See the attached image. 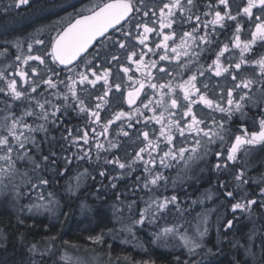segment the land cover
<instances>
[{"label":"snow or ice","instance_id":"obj_1","mask_svg":"<svg viewBox=\"0 0 264 264\" xmlns=\"http://www.w3.org/2000/svg\"><path fill=\"white\" fill-rule=\"evenodd\" d=\"M32 0H14V7L19 8L24 5H31ZM222 6V10H221ZM147 7L145 0H109L102 5H97L95 9H89V14L81 15L75 19L74 22H69L60 32L57 33L54 39L49 43L51 51H44L40 53L37 51L33 54V45L28 44V55L21 58L16 56L17 61H21L22 65L27 66L17 67L10 75H5L4 71H0V81L4 82V86L0 87V94L4 97V108L7 114L0 120V185H3L4 178H11L16 173V162L30 161L33 165V171L41 167V163H37L35 157L29 155L32 145L39 151V143L35 138L37 132H47L46 125L53 126L63 125V120L68 116V109L72 108L78 113H86L89 120L88 123L94 125L91 129H77V135L73 136L72 130L67 129V137L71 144L77 146L78 152L75 153L76 160L91 161L92 147L95 148L96 161L103 159L105 165L111 166V171L116 172L112 175L107 172L110 179V188L117 189V182L131 176L132 172L136 171L137 166L142 169L143 175H137L129 192L131 195H136L137 191L150 193L147 200L141 198L143 207L138 210V219L133 221V225L144 226L145 223L152 225L156 224L158 220L165 219L173 209L182 212L181 204L176 194L156 195L155 191L161 188L167 191L169 184V177L164 175L165 169L173 166V162L183 161L185 167H188L190 162L199 161L207 155L209 151L208 145L214 144L217 140H224L225 120L231 121L233 116L237 113L241 117L246 115L245 108L252 102L253 90L264 91V57L255 61H249L245 58V54L251 51L252 46L257 40L264 41V0H246L245 6L237 11L234 15L232 8L229 5V0H215L214 3L206 5L210 11L203 13L204 16H211L210 20H202L201 15L193 12L194 8H198L197 0H161L160 5L156 7ZM158 9V11H157ZM254 10L259 14L255 15V30L251 31V39L241 41L240 32L242 24L238 17L243 15L251 20L254 16ZM149 13L157 17L153 23H158L159 28L150 27L143 17H148ZM141 15V19L137 16ZM234 21L235 31L231 38V48L228 43H224L222 47L218 46L215 53V59L211 64L204 68L203 66L197 68L195 72L188 76L186 80L173 82L174 76L165 67L157 68L159 61L171 62L175 60L181 70L188 69L189 65L194 61H198L204 49L201 45H211L213 40L208 31L211 26L212 33H215L217 26L220 29L226 27V22ZM183 23H191L190 31H183L179 37V43H176L177 32L173 29L174 25ZM203 25V34L201 33L200 25ZM120 25V28L117 26ZM128 26V31H125V26ZM117 30L121 32L119 39H113L112 36L107 35L110 30ZM137 35H133V31ZM165 29L171 31L165 33ZM155 32L157 37H161L158 43H155V48H148V52L153 55L157 54V50L161 51L159 61L149 60L144 61L146 52L141 50L137 53L135 50H129L128 45L131 40H138L140 45H146L148 34ZM111 41L119 49H123L127 54V59L136 65V71L141 73V79L133 81L131 90L127 92V104L131 107L135 105L137 100H140V106L135 107L130 111H117L112 114L111 119L101 122V111L109 103V94L113 89L117 92L121 89L120 83L110 81L112 71L108 67L100 69L98 65H93V61L85 56L89 53V49L96 44L101 38ZM172 41V45H169ZM36 45H44V40L35 39ZM102 46V45H101ZM20 48V44H16ZM199 49V51H197ZM233 49L239 50V58L235 61L226 53H231ZM174 55H169V53ZM96 52V56H99ZM139 56V59H133ZM83 57V59H81ZM95 59V56L93 57ZM187 58L181 64L180 61ZM58 64L67 69L68 72L74 73L73 76H68V83L65 84L66 91L61 93L59 90L51 92L50 95L57 100H62V104L53 103L45 92L51 89H58V84L64 83L63 80L54 79L58 77V72L51 67L48 61ZM112 61L119 63V57L113 55ZM80 64L85 66V71L76 72L75 69ZM30 62H36L30 66ZM255 64L259 68L257 76H245V66ZM8 67H11L9 65ZM152 69H157L158 73H163L161 77H172L165 82H153L155 77L152 75ZM122 71L127 74L130 71L129 67H122ZM205 72L208 73L206 79L211 80L213 77H222L225 80H230L231 87L221 89L220 92H215L214 87L210 88L208 83L199 82L198 76L204 77ZM91 77V78H90ZM133 80L132 76L128 77ZM19 81V84H18ZM104 91L97 95V101L92 107L86 104L85 99L81 98L78 91V86L88 85L95 88L97 83H101ZM41 86H44L41 90ZM150 90V94L144 92L145 87ZM179 90V95L177 94ZM83 91H87L86 88ZM144 93V99H140L141 94ZM211 93V95L209 94ZM71 98V103L69 100ZM182 100L183 103H179ZM21 102L27 104L22 111L17 114L12 110L13 104ZM199 105L200 107H195ZM260 107L259 131L249 133L247 128L243 129L242 134L234 135L230 143L227 153L217 152V163L213 168L217 172L225 171L229 168V162L235 164L238 156L246 146H262L264 147V104L257 105ZM195 108V110H194ZM51 109V110H50ZM142 109L151 112L152 115L145 116ZM208 110V111H205ZM212 113L224 114L223 118L217 120ZM143 118L141 121L140 118ZM211 117L210 122L208 118ZM28 118H33V123L28 122ZM42 121V123H35V121ZM135 120L137 124L143 122L144 128L138 130L137 139L141 140L142 146L138 148L135 155L131 159L124 160L119 155H113L111 159L101 157V153H114L115 150L121 147L119 139H108L109 129L112 124L117 121L122 123L118 125L116 136L128 137L129 132L125 131L126 127L131 129L134 127L132 121ZM35 125V126H34ZM96 125L99 126L100 131H97ZM158 125L159 127H154ZM146 129V130H145ZM89 131L92 133L90 137ZM151 132V136H150ZM105 137L102 142L100 137ZM92 141V147L84 149V145H89ZM82 142V144H81ZM203 149V152H201ZM188 153L186 156L185 154ZM223 157V159H221ZM62 160L63 165H58V161ZM41 162L46 164L51 170L56 171V174L63 176L64 172L70 171L67 165L72 164L73 160L70 156H57L56 152L49 151L48 155L41 156ZM63 171H60V168ZM98 176L101 177V187H106L103 184V178L106 176V170H99ZM25 175H27L25 173ZM90 177L96 180L87 169L79 173L75 178L77 180L76 188L69 187L67 191L70 194H75L79 188V181L81 177ZM232 178L236 181V188H243L248 184L247 172L244 169L235 171ZM37 183H33L31 178L27 183L31 185L33 190H37L35 202L28 205V211L36 213L51 210L58 201L54 199V194L48 192L44 194V189L49 185V180L44 176L37 177ZM175 181L172 184L175 185ZM257 183L261 184L259 192L252 198H249L247 193L240 196L234 195L233 190H229L228 185L221 180L220 188L223 190V196L226 199L234 201L231 203V212L233 214L231 219L226 218L223 221V230L228 233L234 227V220L237 219L235 214L239 211L247 213L249 218L254 214V207L264 211V177H261ZM6 187V185H5ZM99 191V190H98ZM103 195V193H101ZM22 193L19 190L15 192V198H21ZM195 203V201H193ZM121 205L126 207L129 211L136 206V201L131 200L125 202L120 200L117 196V202L111 207L113 215L119 220L122 212ZM103 223L105 214L98 212ZM18 224L23 225L24 220L18 219ZM203 230L197 226L196 232L198 239H193L186 233H180L179 226L170 225L161 227L157 233H154V238L160 240L169 236L177 237L182 246L185 247L189 253L202 247L203 239L208 232L206 226V219L202 221ZM99 226V225H98ZM107 227V225H105ZM127 231L131 232L132 228L127 227ZM219 232V229L217 230ZM112 229L108 230V235H111ZM105 232L101 231L95 236H90L89 239L95 244H104ZM23 240V234H21ZM252 236L249 237L251 241ZM0 240H7V234L3 228H0ZM67 243V242H65ZM238 242H234L235 244ZM264 245V239L261 240ZM30 253H39L44 255L36 244H31L28 248ZM211 253V249L207 250ZM177 264H188V262L181 261L176 257ZM144 264H148L147 261Z\"/></svg>","mask_w":264,"mask_h":264},{"label":"bare ground","instance_id":"obj_2","mask_svg":"<svg viewBox=\"0 0 264 264\" xmlns=\"http://www.w3.org/2000/svg\"><path fill=\"white\" fill-rule=\"evenodd\" d=\"M166 2V1H165ZM161 3V2H160ZM104 3H99L98 5H102ZM145 5L147 7L144 8V10H148V7H156L157 5H160L158 2L154 1V0H145ZM240 6H236L233 8L232 12L233 14L235 15L237 11H240L241 8H239ZM158 11V9H157ZM206 11H209L208 9ZM204 11V12H206ZM193 12L195 14H198V15H201V19L202 20H210L212 17L211 16H204L203 15V11L200 12V11H196V10H193ZM12 14V20L9 24H8V32L11 33V38L13 41H15L16 43H18L19 41L21 40H24V41H27L26 40V35L25 36H21L19 33H17L16 29L14 26H17V29H20L22 26L23 27H31L32 26V21L29 19V16H28V10H27V7L25 8H14L12 11L10 12H7L4 14V20L7 19V17H9V15ZM259 14L256 10H254V16L251 20H249L247 17L241 15L238 17V20L239 22L242 24V30L240 32V38H241V41H247L249 39H251V31H254L255 30V27H254V24H255V15ZM156 16H153L151 13H149V16L148 17H143V20L146 21L148 23L149 26L153 27H157L159 25H155L153 23L154 21V18ZM137 19H141V15H138L137 16ZM262 20H264V16L261 17ZM68 21H73L72 18H69ZM228 23H232L231 26H230V31L231 33H234L235 31V24L236 22L234 21H228ZM154 24V25H153ZM188 23H183V25L181 26L178 22L177 25H174L173 26V29L177 32V36H176V43H179V37H180V34L183 32V31H190L191 29H186ZM191 27H192V24L190 23ZM12 27V28H11ZM211 26H209L210 28ZM120 28V27H119ZM200 28H201V33H203V25L201 24L200 25ZM117 30H114L112 32H110L109 36H111V34L115 33ZM171 30L167 29V32H169ZM200 33V34H201ZM227 37V34L225 36V41L224 43H227L229 44V47L231 48V38H228ZM6 39V38H4ZM161 37H157L155 39V41L158 43L160 41ZM224 39V37H213L212 40H213V43L211 45H205V46H202V48L204 49V51L201 53L198 61H194L192 64H195L197 62H200L201 58L210 50H213V51H217L218 50V46H220V42L221 40ZM260 42V40H257L256 43L253 45H257L258 43ZM28 44H30L31 42L27 41ZM98 43L100 44H112L111 41L109 40H105V38L101 37L94 46H96ZM169 45L171 46L172 45V41H169ZM252 46V47H253ZM28 51V50H26ZM37 51H39L40 53H43L44 51H51V48L49 46H47V44L44 42V45H38L37 47ZM197 51H199V49H197ZM23 53H18L19 56H21V58L23 59V57H25V55H28V53L24 52V51H21ZM90 52V50H89ZM35 53V52H34ZM252 49L251 51H249L248 53L245 54V58L249 61H255V60H258L260 59L261 57H264V54H255L254 56H252ZM88 53H85L84 55L87 56L88 59L94 61V56H88L87 55ZM226 56H231V58H233L235 60H237L239 58V50L238 49H233L231 53H226L225 54ZM99 57V56H95V59ZM83 59V57L81 58ZM14 61L13 58H10V59H6L5 62H2L0 61V71H4L5 72V75H10L9 74V71L10 70V67H8L9 65H11V62ZM100 61H98L99 63ZM49 65L53 68H55V65H57L59 68H62L64 69L63 66L61 65H58V64H54L53 62H51L50 60L48 61ZM77 64L79 65L78 67H76L75 71L76 72H80V71H85V66L83 64H80L79 61H77ZM182 64V63H181ZM114 66L118 65L120 67H124L125 66V63L121 62V63H117V62H114L113 63ZM179 69V65L177 66V71ZM245 69L247 70H250V73H247V72H244V75L245 76H249V77H254V76H257L258 73H259V68L257 65H255L254 63L253 64H250V65H247L245 66ZM66 72H67V75H66V78L68 76H73L74 73H71V72H68L67 69H65ZM27 71V70H26ZM208 76V73L205 72V76L204 77H201L199 78L200 82H205V83H208V85H210L211 82H208V79H206ZM60 78H62L63 76H59ZM116 78V76H111L110 77V81L113 82V78ZM119 77V76H118ZM117 77V78H118ZM58 77H54V79H56ZM66 78H63L61 80L64 81V83H60L58 84V89H51L50 91L46 92L45 95L48 96L49 99H51L53 101V103H56V104H62V100H57L55 97L51 96L50 93L51 91L52 92H55L57 90H59L61 93L65 92L66 91V88L65 90H60L59 88H62V87H65V84L68 83L69 81L68 80H65ZM118 79L115 80L114 83H120L122 84L121 82L117 81ZM177 81L179 80V77H177L176 79ZM18 84H19V81H18ZM4 86V82L3 81H0V87ZM198 86H200V83L198 82ZM213 86V84H212ZM212 86L210 88H212ZM130 86H128L129 88ZM228 87H231V84H228L227 82H225L224 80H221L218 82L217 84V88L218 91L220 92L221 89H226ZM79 88V87H78ZM121 88H122V85H121ZM128 88H124L123 92L121 93L120 91L117 92L115 89H113L112 91V94L114 92H117V95L116 96V102L113 103L112 100H110L109 98V103L104 107L103 111H101L100 114H102L104 116V118L102 119V122L106 121L107 119H111L112 118V114L114 112H117V111H130L132 110L133 108H129L127 106V101H126V97H127V90ZM42 90V89H41ZM217 91V92H218ZM147 93L150 94V91H148ZM98 94H102V91H98ZM177 94L179 95V92H177ZM210 94V93H209ZM252 97H253V100L252 102H250L247 106H249L251 109H253L255 106H256V103L257 102H262L264 103V91H257V90H253V93H252ZM140 99H144V93L141 95ZM71 101V99L69 100V102ZM178 101H182V100H178ZM86 104L89 105V107H92L95 102L94 101H91L90 99H86L85 100ZM18 102H16L15 104H17ZM14 104V105H15ZM20 104V103H18ZM17 104V105H18ZM12 106V110L15 111V106ZM20 106H23V105H20ZM140 106V100L138 102V104L135 106V107H139ZM134 107V108H135ZM71 108L68 109V114L71 112L70 111ZM142 111H144V114L145 116H149L151 115L150 112H148L147 110H144L142 109ZM7 114V110L4 108V98L2 96H0V119L3 120V117ZM222 115V114H221ZM84 118V119H83ZM217 120H220L223 118V116L217 118L215 117ZM82 119L88 123V116L86 113H80L78 115H73V114H69L66 118V121L68 123H71V124H76L78 125V129H90L89 125H86V126H83L81 128L82 124L81 121ZM210 119L211 118H208L209 122H210ZM30 120L33 121V118H30ZM65 120V119H64ZM116 123H122L121 121H117ZM116 123L112 124L110 128H112ZM133 125L136 124V121L133 120L132 121ZM126 125V124H125ZM141 125H143V123H141L139 125V127L137 129H128L129 130V136L130 135H133L134 132H138V130L140 129H143L141 127ZM52 125H48L46 128H47V133L42 136L40 139H38L37 137V133H35V138L37 140V142L39 143V151L36 150L35 147H33L32 145H29L28 147L31 148V152L29 153V155H32L35 157V160L37 163H41V167L38 168V169H35V172L33 171V168H34V165L30 162V161H23L24 165L27 166L26 167H22V168H26L27 171H24V170H20L19 173H21L22 177L26 178L25 180L27 181L29 178L34 179L35 176L33 175H39V171L41 170L42 167L46 166L47 168V165L42 163L41 162V156L42 155H48L49 151H54L56 152L57 156H70L72 158L73 161H78L76 160L75 158V153L78 152V149H77V146L74 145V144H71L70 143V140L67 139L68 143L70 144L69 147L67 146H63L61 144V142H59L58 140V135L53 131V129L51 128ZM94 125H92L93 127ZM97 128V131H100V128L98 125L95 126ZM127 127L125 126V129ZM233 128H239V124L237 122H235L234 120H231L230 122L225 120V133L224 135L228 134V132L230 130H233ZM112 131V129H109ZM146 130V129H145ZM118 131V129H115V133ZM259 131V129H258ZM237 133V130L236 132H234L231 136L229 137H225L224 136V140L223 141H220V140H217L214 144H211V145H208V149L209 151L207 152V155L204 156L203 159L199 160V161H193V162H190L189 166L188 167H185L184 165V162L183 161H174L173 162V166L169 169H165L163 170L164 171V175L169 177V184H168V187H167V191H164L163 188H161L159 191H155V194L156 195H160L161 192L165 193V192H168L170 190L174 191V193L180 191V195H185L187 196L188 198L183 200V201H186L188 203L189 206H191V209H195L197 208L198 206L200 207V204L203 203L202 207H200V210H198L199 212H202V213H208V215L210 216V219L209 218H206L207 219V223H208V236L205 238L204 242L207 241V239H209V241H213V235H216L217 236V242L220 244L221 243V247L225 248L223 245V242L222 239H220L218 236H220V234H223L224 230H223V221L228 218V219H231V216L233 215L231 211H228L227 209H230L231 210V203H233L234 201L230 200V199H226L224 196H223V190L220 188V186L217 184L218 183V180H221L220 178H223L224 176L227 178H223L224 179V182L228 185L229 187V190H233L235 189L234 191V195L237 196V199L240 198V196H243L245 195V191L243 192L244 190V187L240 190L239 188H236V181L232 178V174L235 172V171H238L240 169H238L235 165L225 171H222V176H218V177H212V175L210 174V172L212 173V171H210V167H212L215 163H217V157H216V153L219 151V152H223V153H227L229 147L230 146V143L232 142V137L234 135H236ZM241 134V133H240ZM89 135H90V132H89ZM138 135V134H137ZM92 136V135H90ZM151 136V135H150ZM117 139H119L120 143L123 141V136H119V137H116ZM82 144V142H81ZM228 144V145H227ZM87 146V147H86ZM140 146H142L141 144V140L137 142L136 146H134V148H139ZM84 149H87L88 148V145H84L83 146ZM256 146H246L245 149H243L241 151V153L239 154L238 156V160L237 161H244L243 163L246 164L248 161H249V158L248 156H250L251 154H259V153H262L261 151H258V150H255ZM138 149H134L133 151H127L125 153L127 154H124L123 152L121 153L122 155H120V157H122V159L124 160H127V159H131V157H133L136 153ZM201 152H203V149H201ZM94 154V150H92V155ZM186 156L188 155L185 154ZM248 155V156H247ZM221 159H223V157H221ZM247 159V161H245ZM18 162V161H17ZM93 162H94V159H93ZM58 165H63V161L62 160H59L58 161ZM230 165V164H229ZM252 166V165H251ZM213 168V167H212ZM256 168V167H254ZM253 169V167L251 168ZM32 170V171H31ZM246 170L247 172V176H249L251 178V176L253 174H251L252 170L250 169H244ZM27 174V177L24 175V174ZM29 173H33V175H30ZM111 174L112 175H115L116 172H112L111 171ZM24 175V176H23ZM77 175H79V173L77 174H68L66 178V180L64 179L63 176H59V177H56V178H53V179H48L49 180V185L46 186V188L44 189V194L47 195L48 192H52V188L54 189L56 187V185L53 183V182H58L59 186H60V189L63 190L62 192V195L63 196H66V197H69V196H75L77 195L78 193V190L75 191V194H70L67 189L69 187H72V188H76V185H77V180L75 179L77 177ZM137 175H143L142 173V169L137 166V169L136 171L132 172L131 176L129 177H126L125 179H123V187L126 188V192H127V195L126 197L129 198V202L131 200H135L136 201V205L138 203L137 199H136V195H133V198H131L129 196V189L131 188L133 182L135 181V178ZM44 177H46L45 175H42ZM261 176V175H260ZM208 177V179H207ZM172 181H175V185L172 184ZM18 182V181H17ZM108 185H110V182L108 183ZM259 185V184H258ZM106 186V185H105ZM22 187V184L20 185V188H17V189H13L12 192H8L6 193V195H10L13 200L12 201H8V202H5L3 203L2 201H0L1 205L3 207H5V213L7 215H14V214H19L20 212H23L24 213V216H47L49 215L47 212H43L45 213L46 215H43V214H36L35 211L33 212H29L28 211V205H30L31 203L35 202L36 198L35 197H32V198H27L26 195H23L21 189L23 190V187ZM85 188L88 192L91 191V194L90 196L88 197H84L81 202L83 203L84 201H87V202H90L92 203L94 206L96 205V207L94 208V211L93 210H89L91 213H94L97 215L98 212H103L105 214V217L108 219L107 215L108 214H111L113 212L112 210V205L114 203L117 202V199L116 201H114L115 198H117V196H119L120 200L121 198L123 197L122 194H120L119 192H116V191H112L111 188L109 187H101V184L99 182H97L96 180H92L91 178H89L87 181L84 179V177H81L80 181H79V188ZM16 190H19L21 193H22V196L21 198L17 199L15 198V192ZM99 190V191H98ZM114 190V189H113ZM139 192V191H137ZM250 192V191H249ZM101 193H103V195H101ZM4 195V193H2L0 191V195ZM142 194H144L143 198L145 200H147L149 198V195L150 193H146V192H142ZM249 195V193L247 194ZM70 198V197H69ZM54 199L56 201L59 202V200L54 196ZM69 200H73L72 198H70ZM104 201H108V207L106 205H98L96 202H104ZM181 201V200H180ZM193 201H195V203H193ZM208 201H213L215 203H217V208H211L210 205H206V202ZM220 202V204H219ZM56 206L58 205H55V208ZM74 207L77 206L76 203L73 204ZM144 206V205H143ZM143 206L141 207H136L134 206L131 211L127 212L128 209L125 210V212H127L124 216H120V219L118 220L116 218V222H118L119 225L115 226L114 228L117 229V228H122V225L124 222L126 223V226L124 229H122V232H124L127 236L123 238V240L125 241L126 244L124 243H120V246L123 247L125 250H128L131 249L133 246L129 244V240L130 239H136L138 238V240H140L141 238H147V239H144L147 243H154L156 241L155 238H154V233H157L161 227H164V226H167V225H170L168 223L167 220L165 219H161V220H158L156 224H152V225H149L147 223H145L144 226H139V225H133V221L135 219H138V210L139 208H142ZM254 207V211L258 210V208H256L255 206ZM58 208L60 209L61 206L59 205ZM199 209V208H198ZM210 209H212V212H210ZM214 210V211H213ZM110 212V213H109ZM197 212V211H195ZM243 213L241 212H237L236 215L237 216H240L242 215ZM207 215V216H208ZM98 219L101 221V217L98 216ZM106 218L104 219L103 223L100 222V227L107 224V220ZM180 221H183L181 222V224L179 225V231L180 233H188V234H192L193 231L191 229V227L188 225V223L184 222L186 221V219H180ZM103 224V225H102ZM110 223H108L107 225H109ZM100 227H96L95 225H86L85 223H83L82 221H74V225L71 226L70 230L68 231L70 234H77V231L81 232V234H85V233H90V232H93L94 230L100 228ZM127 227H131L132 228V231L129 232L127 231ZM242 227V230L244 231V227H247V226H241ZM219 229V232L217 231ZM239 230V226L234 224V227L233 229L229 230V234H227L228 236H231L233 233L235 232H238ZM45 233H47L49 231L48 228L44 227V230H43ZM101 231H104L100 228L99 232ZM195 234V233H194ZM113 237V236H112ZM211 237V239L209 238ZM12 240L15 241V239L12 237ZM154 241V242H153ZM46 241L44 240H37L35 241V244L37 245V248L44 253V255H40L39 253H29L28 251V248L30 247V245H25V244H21L20 247L18 248V252L20 254H17L16 253V250H12V251H8V255L12 257V264H31V260L32 261V264H39L41 263V261L50 256V257H54L57 255V253L59 252L60 248L59 249H55L54 246H49L48 247H42L44 246ZM156 243H160L159 241H157ZM155 244V243H154ZM228 246L226 247H229V243H227ZM226 244V245H227ZM158 246V245H157ZM204 246V244L202 245ZM220 247V248H221ZM5 248H8L7 245H5ZM122 249V250H124ZM188 250L186 248H181L179 249V252L181 253H186ZM29 253V254H25V253ZM165 253L167 254H172V253H175V251L173 249H166L164 251ZM201 253V252H200ZM199 253V254H200ZM26 255L27 258H30V259H25L23 260L19 255ZM209 254V253H208ZM262 254V253H261ZM264 255V254H263ZM38 256V257H36ZM228 257V260L229 261H232L234 263H238V262H241V264H259L257 262H254L253 260L250 261L247 257V261L245 262L244 261V257L241 250L237 249L233 252H228V253H225L223 254V257ZM121 258H118L117 256L114 257V262L116 264H127V263H124L122 261H120ZM187 261V260H186ZM198 262H202V263H198ZM188 263L189 264H208L207 260L206 261H201V260H197L195 258H193L192 260H188ZM141 264V263H139ZM144 264V263H143Z\"/></svg>","mask_w":264,"mask_h":264},{"label":"trees","instance_id":"obj_3","mask_svg":"<svg viewBox=\"0 0 264 264\" xmlns=\"http://www.w3.org/2000/svg\"><path fill=\"white\" fill-rule=\"evenodd\" d=\"M229 5L240 6L239 8L242 9L245 6V3H243L242 1L238 2L234 0H229ZM231 24L232 23L226 22V34L228 38H232V35H233V33L229 32L231 30L230 29ZM11 41H12L11 38H7V40H3V41L0 40V61L2 62H5L6 59L13 58L12 47L14 46L15 42L12 43ZM252 52H253L252 56H254L255 54H261V53L264 54V41H260L257 45L253 46ZM231 59L234 60L233 58ZM194 71L196 70L192 68H188L184 71L180 70L179 68L178 74H177V77H179V80L177 82L181 80H186L188 76L191 75ZM245 72L250 73V70L247 69L245 70ZM63 78H66V76H63L62 79ZM56 79L59 80L60 77L58 76V78ZM224 81L227 82L228 84L232 83L230 80L224 79ZM156 82L163 83L161 79L158 81V78L156 79ZM210 82L211 83L209 87H211L212 84L213 86L217 87L218 81L212 80ZM215 87H214V91L217 89ZM217 90L215 92H217ZM177 92H179L178 89H177ZM69 103H71V101ZM260 104H264V103L257 102L256 106L253 109H251L249 106H246L245 108L246 115L244 117H241L239 113L235 114L232 120H234L235 122L239 124V128H233V130H230L228 134L227 135L225 134L224 136L227 138L231 136L234 132H236V130H237L236 135H239L240 133L242 134L244 128H247L249 133L258 131L261 109L257 105H260ZM195 107H198V106H195ZM20 109L22 110L23 107L20 106ZM15 111L19 113L18 109H15ZM70 111L71 112L69 114H73V115L80 114L77 111H74L72 108L70 109ZM205 111H208V110H205ZM150 114L152 115L151 112ZM211 115L217 118L224 116V114L221 115V113H212ZM66 118H64L65 120H63V125L61 126H53L52 124L50 125H52L51 128L58 135L59 142H61L63 146L69 147L70 144L68 143L67 139L64 138V137H67V129H71L73 136H75L77 135L76 130L78 129V125L74 123L73 124L68 123L66 121ZM83 119L81 123L84 125H82L81 128L83 126L89 125V123L85 122ZM141 121L143 120L141 119ZM101 122H102V119H101ZM30 123H33V121H31ZM35 123L37 124L42 123V121L37 120L35 121ZM120 124L121 123L115 124L112 128H110L112 129V131L109 130V134L107 137L108 139H117L116 133L114 131L115 129H118V125ZM140 124H137V123L134 124V127L131 128V131L132 129H137ZM48 125L49 124H47L46 127ZM89 127L91 129L92 125L90 124ZM141 127L144 128V124L141 125ZM154 127L158 128L159 126L154 125ZM128 129L129 128H126L125 131L129 132ZM46 133L47 132H37L38 139H40ZM137 134L138 132L137 133L134 132L133 135H130V137L123 136V141L120 143L121 147L119 149L115 150L114 153L102 152L101 157H107L108 159H111L113 155L120 156L122 155L121 154L122 152L124 154H127L125 152L129 150L133 151L134 149H138V148H134L137 142L140 141L139 139H137ZM90 135H92L91 132H90ZM150 135H152L151 132H150ZM100 140L103 142L105 140V137L103 136L100 137ZM88 147H92L91 139L89 141ZM254 149L261 151L262 153L251 154L250 156L247 155L249 158L247 166H249L250 168L253 167L252 172H251V174H253L252 176H260V175L264 176V147L256 146ZM92 150H94V154L92 155L91 161H84V160L73 161L72 164L67 165L70 171L64 172L63 177L66 180L67 177L65 176H67L68 174L82 173L84 172L85 169H87L88 172L91 173L92 176L96 177V181L100 183L102 178L99 177L97 173L99 170H106V176L105 178H103V184L110 188V186L108 185V183L110 182V179L107 175V172H111V166L105 165L103 162V159L97 162L96 157H95V148L92 147ZM93 159H94V162H93ZM234 165L240 170L245 169L243 166L244 163L240 160L236 161V163L233 164L232 167ZM229 168H231L230 165H229ZM60 171H63L62 167L60 168ZM210 171H212V173L210 172L212 177L222 176L221 174L222 172H217L214 168L211 169ZM39 172L40 174L38 175V177L42 175H45L46 179H53V178L59 177V175L56 174V171L51 170L48 167L46 168V166L42 167ZM248 177L249 176H247V178ZM89 178L90 177H87V176L84 177L86 181ZM223 178H226V177L224 176ZM223 178H220V179L224 181ZM221 180H218L217 184L219 186H220ZM248 180L252 181L251 179H248ZM53 183L56 185V187L54 189L52 188L51 190L54 196L59 200L58 206L60 205L61 208L59 209L58 206H56L57 210L47 216H43V217L35 216V215L34 216H24L23 212H20L19 214H14V215L13 214L7 215L5 213V207H3L0 203V228H3L4 232L7 234L6 241L0 240V264H12L11 263L12 257L8 255V251L16 250V253L20 254L18 252V248L20 247L21 244L31 246V244H35V241L39 239L46 241L44 246L42 247L49 246L50 248V246L53 245L55 249L60 248L56 256L51 257V258L46 257L39 264H56L55 259H58L60 254L68 251L72 247L79 248V249L92 253L94 255L95 260H101L106 257L109 261L114 262V257L117 256L118 258H121L120 261L127 263V264H139V263L143 264L145 261H147L148 264H177L176 257H179L181 261L187 260L186 258L187 254L179 252V249L177 248L173 249L175 253L167 254L164 252V250H162L161 247L157 246L156 244L147 243L144 240V239H147L145 237L141 238L140 240H138V238L130 239L129 244L132 245L133 247L129 249V251L125 250L123 247L120 246V243L126 244L123 238L126 237L127 235L124 232H122V229H124L126 226L125 222L121 224L122 228L115 229L114 227L119 224L118 222H116V217L113 215V212H112L111 214L107 215L108 219L106 218L107 222L110 224L109 225H107L108 223L105 224L107 225V227H105V225L102 224L103 226L100 227L101 221L98 219L97 215L89 211V210L94 211V208L96 207V205L94 206L92 203L87 202V201H84L83 203L81 202V200L84 197L90 196L91 191L88 192L85 188H80L78 189L77 195L69 196L73 200H69L70 199L69 197L62 195L63 190L60 189L58 182H53ZM122 185H123V181L121 180L117 182V189H114V190L111 189V190L122 194L123 197L121 198V200H124L127 203L129 202V198L126 197L127 189L124 188ZM260 187H261V184L255 185L254 183L252 184L248 182V184L245 185L243 192L245 191L247 194L249 193L248 197L252 198L253 196H255L256 193H258V190L260 189ZM249 191H252V192H249ZM142 192L143 191H139L137 192V195H136V199L138 201L136 205L137 208L143 206L141 198H143L144 194H142ZM180 193H181L180 191L174 193V191L170 190L163 194L164 195L176 194L178 196L179 201L181 200L180 201L181 209L183 210L189 209L188 203L186 201H183L187 199L188 197L185 195H180ZM129 196L133 198V195H131L130 193H129ZM116 199L117 198H115L114 201H116ZM12 200L13 198L10 195L9 196L6 194L0 195V201H2L3 203L12 201ZM143 200L145 199L143 198ZM74 203L77 204L76 207L73 206ZM96 203L98 205H106L108 207V201L96 202ZM121 208H122V212L120 216H124L127 212H129V210L125 212L127 208L124 207L123 205H121ZM227 210L231 211L230 209H227ZM186 213L187 211H184L183 214H186ZM183 214L178 215L177 219L174 214L173 215L170 214L165 218V220H167L170 225L179 226L181 222H183V221H180V219H184ZM235 216L237 217V219L234 220V224L239 226L238 232L233 233L231 236L227 235L229 233L223 232V234H220V236H218L220 239H222V241H224L223 246L225 248L221 247L222 246L221 243L219 244L216 241L217 240L216 235H213V241L211 240L209 241V239H207V241L204 242V246H202L199 249L201 252V257L203 259L202 261L207 260L208 264H241V262L234 263L232 261H229L228 257L226 256L223 257V254L225 253H228V252L230 253V252H233L239 249L241 250L243 254L242 257H244L245 262L247 261L246 259L247 257L250 261L253 260L254 262H257L259 264H264V255H263L264 245L261 244V240L264 239V211L258 208V210L254 211V214L251 216V218H249V215L245 213H243L240 216H237L235 214ZM18 219L24 220V224L23 225L18 224L17 222ZM74 221H82L86 225H95L96 227L99 225L98 227L104 230L103 232H105L106 234L104 237L106 242L104 244L98 245V244L93 243L89 239L90 236H95L99 234L100 228L90 233L81 234V232L77 231V234H70L68 231L70 230L71 226L74 225ZM188 225L190 226L191 223H188ZM241 226H247V227H244L243 228L244 231H243ZM44 227L49 229L47 233L43 231ZM109 229H112L111 235L107 234ZM21 234H23V237H24L23 240L21 239ZM250 236L253 237L251 241L249 240ZM12 237L15 239V241L12 240ZM209 238L211 239V237ZM234 242H238V243H236L234 246ZM227 243H229L230 245L229 247H226L228 246ZM5 245H7L8 248H5ZM208 249L212 250L211 253L207 251ZM29 253L27 252L25 254L27 255ZM25 254L23 256L22 255H19V256L23 260L30 259V258H27ZM32 261L33 260H31V264H32Z\"/></svg>","mask_w":264,"mask_h":264},{"label":"flooded vegetation","instance_id":"obj_4","mask_svg":"<svg viewBox=\"0 0 264 264\" xmlns=\"http://www.w3.org/2000/svg\"><path fill=\"white\" fill-rule=\"evenodd\" d=\"M160 4L161 0H154ZM166 1V0H165ZM234 1H242V0H234ZM106 3L109 2V0H32L31 5H24L21 6V8L27 7L28 10V16L29 19L32 21L31 27H21L20 29H17V26H14L17 33H19L21 36L26 35V40L31 42L33 45V54L37 52V47L34 43L35 39H42L44 42L49 46V43L52 39L55 38L58 32L62 30L63 27L67 25L69 22H74L75 19L79 18L81 15H87L89 14V9H95L96 6L99 3ZM210 2L214 3L215 0H197L198 8H194L193 10L204 12L208 8L206 7L207 4ZM244 3L246 4V0H244ZM14 0H0V40H7V38H11V33L8 32V24L13 21L12 20V14L7 17L6 20H4V14L7 12L12 11L14 8ZM232 10L235 5H230ZM210 11V9H208ZM222 10V6H221ZM69 18H72L73 21H68ZM157 20V17L154 18V21ZM154 25V24H153ZM155 25H158V23H155ZM151 27V26H150ZM155 27V26H153ZM12 28V27H11ZM159 28V26L155 27ZM8 29V30H7ZM186 29H191L190 23H188ZM125 31H128V26H125ZM133 35H137L135 30L133 29ZM165 33H167V29L164 30ZM208 31L211 35V38L213 37H224V39L221 40L220 46L222 47L225 41L226 36V27L224 29H220L219 26H217V30L215 33H212L211 27L208 28ZM203 34V33H201ZM121 32L116 31L115 33L111 34L113 39H119L121 37ZM6 38V39H4ZM157 38V35L155 32L148 34V38L146 40V45H140L138 40H131L130 44L128 45L129 50H135L137 53H139L141 50L147 53V55L144 57V61L147 62L149 60H157L159 61V55L162 54L161 51L157 50V54L153 55L151 52H148V48H155V39ZM12 40V38H11ZM27 41L21 40L18 43L20 44V48L16 47V42L11 41L14 43V46L12 47L13 52V59L14 61L11 62V67L9 71V74L13 73L14 70L17 67H22V59L21 61H17L15 58L20 53H23L21 51H24L28 53V43ZM102 45V46H101ZM205 46V45H201ZM50 47V46H49ZM92 55L88 56H96V52H99V57L94 59L93 65H98L100 69H103L104 67H108L112 71V76L117 75H123V76H132L134 80L141 79V73L136 71V65L133 64L131 61L127 59V54L123 49H119L118 46L112 44H100L98 43L96 46L89 49ZM35 52V53H34ZM19 53V54H18ZM215 53L216 51L210 50L208 51L200 60V62H197L195 64H190L188 68H192L194 70H197V68L203 66L204 68H207L209 64H211L212 60L215 59ZM29 54V53H28ZM113 55H116L119 57V63L123 62L125 63L124 67H129L130 71L125 74L122 71V67L116 65L114 66L113 63L116 61H112L111 57ZM169 55H174L171 52ZM26 56V55H25ZM133 59H139V56L134 57ZM187 58H183L180 63H183L184 60ZM98 61H100L98 63ZM36 62H30V66L34 65ZM177 62L175 60H172L171 62L167 61H159L157 68L159 67H165L168 69L169 72L173 73L174 76V83L177 82ZM24 70H28L27 66H23ZM180 68V67H179ZM55 70L58 72V76H66L67 72L65 69L59 68L57 65H55ZM181 70V68H180ZM184 71V70H183ZM195 72V71H194ZM156 73L157 69H152V75L155 77V80L153 82H156V77L158 76ZM162 76H164L163 73ZM201 78L198 76V79ZM167 79H172V77H164L162 82H165ZM159 81V80H158ZM199 82V81H198ZM133 82L130 84V87L127 91L131 90ZM44 86H41V89H43ZM104 89H102V92ZM150 91L147 86L145 87L144 92ZM111 94V93H110ZM110 94L109 97L110 98Z\"/></svg>","mask_w":264,"mask_h":264},{"label":"rangeland","instance_id":"obj_5","mask_svg":"<svg viewBox=\"0 0 264 264\" xmlns=\"http://www.w3.org/2000/svg\"><path fill=\"white\" fill-rule=\"evenodd\" d=\"M117 77L118 76H116V78L115 77L113 78L114 79L113 82H115V80L118 79L117 81L122 83L121 84L122 88L120 89L121 93L123 92L124 88H128V86H130V84L134 81V78H133V80H129L128 79L129 76H124V77L123 76H119L118 78ZM61 79L62 78H60L59 80H61ZM65 80H67V78ZM210 81H212V79ZM98 84L99 83H97L95 88H92L91 86H88V85L78 86L79 87L78 91H79V94L81 95V98H84L85 100L86 99H90L91 101H94L96 103L97 101L95 100V97L97 95H99L98 91H100V89H101V88H97ZM84 88L87 89L86 92L83 91ZM59 89L60 90H65V87H62V88H59ZM115 95L118 96L117 92H114L111 95L113 103L116 102L115 100H116L117 97ZM0 96L3 97V94H0ZM178 102L179 103H183V101H178ZM18 103H20V104H18ZM18 103H17L18 105L17 104H15V105L13 104V105L15 106L16 109L19 110V112L23 110V109L22 110L20 109V105H23L22 106L23 108L27 106V104H22L21 102H18ZM17 114H19V113H17ZM103 118H104V116L102 115L101 119H103ZM0 120H2V119H0ZM31 121L32 120H30V118H28V122L30 123ZM245 161H247V159ZM0 163H2V162H0ZM247 163L243 165L244 168L252 170L249 166H247ZM229 164L232 167L233 164L231 162H229ZM22 167H26L27 168V166L24 165L23 161H19L18 160V162H16V169H17L16 173L13 174L10 179L9 178H4L3 179V185H0V191L2 193L6 194L8 192H12L13 189L20 188V185L22 184L23 190L21 189V191H22L23 195H26L27 198H29V197L30 198H32V197L36 198L37 190H33L31 188V185H29L27 183V181L25 180L26 178L22 177L21 173H19L20 170L27 171L26 168H22ZM212 167H210V170L213 169ZM34 173H36V172L34 171ZM29 174L33 175V173H29ZM2 175L3 174H0V177H2ZM25 176L27 177V175H25ZM33 176H35V178L32 179V182L33 183H37L38 182L37 181V177L38 176L37 175H33ZM261 177H264V176H251V178L248 177V179L252 180V181L248 180V182L252 183V184L254 183L255 185H258L259 183H257V181H259ZM5 185H6V187H5ZM243 187H245V185ZM239 189L241 190L242 188H239ZM250 192H252V191H250ZM258 192H259V190H258ZM203 203L204 202H202V204H200V207H202ZM206 205H208V206L210 205V207L212 209L218 207L217 203H215L213 201L206 202ZM200 207L198 206L195 209H191V206H189V209H184L182 212L176 211L175 209H173L172 212L170 213L171 215L174 214L176 219H177L178 215H182L184 213V211H187V213L183 214V216H184V219H186V222L191 223L190 227H191L193 233L192 234L186 233V234L188 236L192 237L193 239H198V235H197V232H196L197 226H200L201 230H203V226L204 225L202 224V221L205 220L206 218L210 219V216L208 215V213H202V212L198 211V210H200ZM212 209H210V212H212ZM56 210H57V208H55V206H53L51 208V210H48V211H43L42 210L39 213L43 214V215H46L43 212H47L48 214H52ZM195 211H197V212H195ZM39 213H36V214H39ZM245 214H247V213H245ZM210 221H211V219H210ZM207 225H208V223H207V219H206V226ZM167 226H170V225H167ZM207 228H208V226H207ZM207 234H208V232H207ZM207 234L205 235V237L203 239L202 245L204 244L205 238L208 236ZM154 241H156V242L159 241L160 243H156ZM154 241L153 242L156 245H158L159 247H161L162 250H164V251L166 249H170L171 250V249H176V248L177 249L185 248V247L182 246V242L175 236H169V237H166V238H161L160 240H156L155 239ZM199 249H197L195 251V253H189L188 251L185 253V254H187V257H186L187 258V262H188V260L190 258H191L190 260H192V258H195L197 260L200 259L201 261L203 260L202 257H201V253H200ZM48 258H51V257L48 256ZM55 262H56V264L57 263L58 264H116L115 262L109 261L106 257L104 259H101V260H95L94 255L92 253H90L88 251H85V250H82V249H79V248H74V247H72L68 251L60 254L58 259H55ZM198 263H202V262H198Z\"/></svg>","mask_w":264,"mask_h":264},{"label":"water","instance_id":"obj_6","mask_svg":"<svg viewBox=\"0 0 264 264\" xmlns=\"http://www.w3.org/2000/svg\"><path fill=\"white\" fill-rule=\"evenodd\" d=\"M119 27H121V26L118 25L117 28H119ZM114 30H115V29L110 30L109 33L112 32V31H114ZM109 33H108V34H109ZM93 46H94V45H93ZM90 49H91V48H90ZM142 94H143V93H142ZM142 94H141V95H142ZM126 98H127V97H126ZM126 101H127V100H126ZM138 102H139V100H137L136 104H135V105H132L131 107H130L128 104H127V106H128L129 108H134V107L138 104Z\"/></svg>","mask_w":264,"mask_h":264}]
</instances>
